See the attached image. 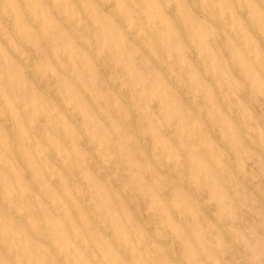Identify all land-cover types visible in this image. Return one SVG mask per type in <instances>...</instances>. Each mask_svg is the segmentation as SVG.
<instances>
[{"label": "rangeland", "instance_id": "obj_1", "mask_svg": "<svg viewBox=\"0 0 264 264\" xmlns=\"http://www.w3.org/2000/svg\"><path fill=\"white\" fill-rule=\"evenodd\" d=\"M0 105V264H264V0H0Z\"/></svg>", "mask_w": 264, "mask_h": 264}, {"label": "bare ground", "instance_id": "obj_2", "mask_svg": "<svg viewBox=\"0 0 264 264\" xmlns=\"http://www.w3.org/2000/svg\"><path fill=\"white\" fill-rule=\"evenodd\" d=\"M139 1V0H138ZM164 1V0H163ZM102 2H105V1H102ZM111 3V2H110ZM260 3V2H259ZM69 4V3H68ZM115 4V3H114ZM2 5V4H1ZM52 5V4H51ZM110 5V4H109ZM132 5V4H131ZM177 5V4H176ZM23 6V5H22ZM72 6V5H71ZM112 6V5H111ZM9 7V6H8ZM104 8H105V6H103ZM108 8V7H107ZM111 8V7H110ZM196 8V7H195ZM172 9H174V8H172ZM83 10V9H82ZM81 10V11H82ZM12 11V10H11ZM94 11V10H93ZM170 11H172L171 9H170ZM216 12V11H215ZM245 12V11H244ZM27 13H28V11H27ZM118 13V12H117ZM14 14V13H13ZM84 14V13H83ZM115 14V13H114ZM85 15H87V14H85ZM200 15H202V14H200ZM7 16V15H6ZM12 16V15H11ZM31 16V15H30ZM116 16V15H115ZM5 17V16H4ZM3 17V18H4ZM29 17V16H28ZM142 17V16H141ZM144 17V16H143ZM175 17V16H174ZM10 18V17H9ZM30 18V17H29ZM34 18V17H33ZM118 18V17H117ZM146 18V17H145ZM176 18V17H175ZM177 18H178V16H177ZM207 18V17H206ZM8 19V18H7ZM12 19V18H11ZM143 19V18H142ZM210 19V18H209ZM10 20V19H9ZM178 20V19H177ZM145 21V20H144ZM180 21V20H179ZM12 22H14V21H12ZM65 22V21H64ZM147 22V21H146ZM145 22V23H146ZM10 25H12L11 23H9ZM38 24L40 25V23L38 22ZM138 24V23H137ZM9 26V25H8ZM14 26V25H13ZM36 26H38V25H36ZM41 26V25H40ZM124 26V25H123ZM69 27V26H68ZM154 27V26H153ZM147 28V27H146ZM68 29V28H67ZM71 29V28H70ZM87 29H90V28H87ZM138 30V29H137ZM150 30V29H149ZM154 30V29H153ZM16 32H18V31H16ZM44 32V31H43ZM73 32V31H72ZM132 32V31H131ZM150 32V31H149ZM152 32V31H151ZM13 33V32H12ZM127 33H129V34H131L130 32H127ZM135 33V32H134ZM222 33V32H221ZM75 34V33H74ZM91 34V33H90ZM151 34V33H150ZM231 34V33H230ZM16 35V34H15ZM133 35V34H132ZM131 35V36H132ZM151 35H153V34H151ZM137 36V35H136ZM141 36V35H140ZM143 36V35H142ZM141 36V37H142ZM16 37H17V35H16ZM146 37V36H145ZM93 39V38H92ZM219 39H221V38H219ZM20 40V39H19ZM78 40H79V38H78ZM95 40V39H94ZM140 40H142V39H140ZM218 40V39H217ZM262 40V39H261ZM160 41V40H159ZM187 41V40H186ZM7 43V42H6ZM158 43V42H157ZM141 44V43H140ZM86 45H87V43H86ZM86 48H87V46H85ZM162 47V46H161ZM242 47V46H241ZM16 50V49H15ZM90 50H92V49H90ZM195 52V51H194ZM21 54V53H20ZM107 54V53H106ZM149 54V53H148ZM163 55V54H162ZM105 56V55H104ZM163 57V56H162ZM193 57V56H192ZM28 58H30V57H28ZM28 58H26L27 59V61H28ZM77 58V57H76ZM153 58V57H152ZM63 59H64V57H63ZM97 59V58H96ZM101 59V58H100ZM252 59V58H251ZM29 60H31V59H29ZM26 61V60H25ZM34 62V61H33ZM79 62V61H78ZM255 62V61H254ZM27 64V63H26ZM98 64H100V63H98ZM28 65H30V64H28ZM100 66V65H99ZM29 67V66H28ZM67 67V66H66ZM69 68V67H68ZM102 68V67H101ZM167 69V68H166ZM201 69V68H200ZM6 70V69H5ZM105 70V69H104ZM166 71V70H165ZM204 72V71H203ZM4 73V72H3ZM72 73V72H71ZM70 73V74H71ZM37 74V73H36ZM39 74V73H38ZM69 74V73H68ZM211 74H212V72H211ZM206 75V74H205ZM74 76V75H73ZM7 78H8V76H6ZM40 77V76H39ZM210 77V76H209ZM39 79V78H38ZM173 80H175V79H173ZM172 80V81H173ZM50 81V80H49ZM52 81V80H51ZM36 82V81H35ZM7 83H8V81H7ZM42 83V82H41ZM121 83V82H120ZM114 85V84H113ZM118 85H119V83H118ZM117 84H116V86H118ZM116 86H115V88H116ZM44 87V86H43ZM121 87V86H120ZM180 87H182V86H180ZM9 88V87H8ZM114 88V89H115ZM179 88V87H178ZM183 88V87H182ZM81 89V88H80ZM83 90V89H82ZM121 90V89H120ZM250 90V89H249ZM45 92V91H44ZM50 92V91H49ZM64 92V91H63ZM122 92V91H121ZM250 92V91H249ZM12 93V92H11ZM247 93V92H246ZM51 94V93H50ZM220 95V94H219ZM87 96V95H86ZM123 96V95H122ZM55 97V96H54ZM48 98V97H47ZM189 98H191V97H189ZM52 100V99H51ZM190 100V99H189ZM16 101V100H15ZM188 101V100H187ZM192 101V100H191ZM92 102V101H91ZM2 103V102H1ZM106 103V102H105ZM108 103V102H107ZM126 103V102H125ZM190 103V102H189ZM192 103V102H191ZM52 104V103H51ZM116 104V103H115ZM251 104V103H250ZM19 105H21L20 103H19ZM127 105V104H126ZM199 105V104H198ZM1 106V105H0ZM22 106V105H21ZM196 106V105H195ZM158 107V106H157ZM9 108V107H8ZM20 108V107H19ZM199 108V107H198ZM233 108V107H232ZM1 109V108H0ZM98 109V108H97ZM195 109V108H194ZM72 110V109H71ZM121 110V109H120ZM135 110V109H134ZM24 111V110H23ZM123 111V110H122ZM198 111V110H197ZM205 111H206V109H205ZM133 112V111H132ZM6 113V112H5ZM59 113V112H58ZM202 113V112H201ZM205 113V112H204ZM235 113V112H234ZM75 114V113H74ZM73 114V115H74ZM77 115V114H76ZM200 115V114H199ZM103 116V115H102ZM231 116V115H230ZM234 116V115H233ZM3 117V116H2ZM232 117V116H231ZM204 118H206V116L204 117ZM208 118V117H207ZM7 119V118H6ZM62 119V118H61ZM106 119V118H105ZM4 120V119H3ZM128 120V119H127ZM206 120H209V118L208 119H206ZM6 121H8V119L6 120ZM5 121V122H6ZM30 121V120H29ZM56 121V120H55ZM108 120H106V122H107ZM132 121V123H133V120H131ZM9 122H13V121H9ZM130 122V121H129ZM6 123H8V122H6ZM58 123H59V120H58ZM125 123V122H124ZM11 124V123H10ZM60 124H62V123H60ZM108 124V123H107ZM16 125H17V123H16ZM174 125V124H173ZM209 126V125H208ZM241 126V125H240ZM4 127V126H3ZM3 127H1V128H3ZM8 127V126H7ZM30 127V126H29ZM19 128V127H18ZM33 128V127H32ZM40 128V127H39ZM63 128V127H62ZM133 128V127H132ZM212 128H214V127H212ZM202 129V128H201ZM216 128H214V130H215ZM0 130H2V129H0ZM57 130V129H56ZM60 130H62V129H60ZM60 130H57V131H60ZM112 130V129H111ZM205 130V129H204ZM167 131V130H166ZM174 131V130H173ZM212 131V130H211ZM13 132V131H12ZM202 132H204L203 130H202ZM243 132V131H242ZM26 133H28V132H26ZM257 133V132H256ZM139 134V133H138ZM218 134V133H217ZM38 135H39V133H38ZM175 135V134H174ZM214 135V134H213ZM9 136V135H8ZM17 136V135H16ZM32 136V135H31ZM3 137V136H2ZM44 137V136H43ZM66 137V136H65ZM171 137H173V136H171ZM254 137V136H253ZM15 138V137H14ZM255 138H256V136H255ZM10 139V138H9ZM12 139V138H11ZM83 139V138H82ZM136 139V138H135ZM4 140V139H3ZM44 140H46V139H44ZM65 140H67V138L65 139ZM116 140V139H115ZM114 140V141H115ZM192 140V139H191ZM190 140V141H191ZM68 141V140H67ZM66 141V142H67ZM113 141V140H112ZM142 141V140H141ZM143 141H144V138H143ZM142 141V142H143ZM147 141V140H146ZM148 141H150V140H148ZM197 141V140H196ZM195 141V142H196ZM12 142V141H11ZM86 142V141H85ZM118 142V141H117ZM175 142H176V140H175ZM195 142L193 143V144H195ZM221 142V141H220ZM9 143H10V141H9ZM27 143V142H26ZM81 143V142H80ZM146 143V142H145ZM147 144H148V142H147ZM150 144V143H149ZM196 144H197V142H196ZM221 144H222V142H221ZM13 145H15V144H13ZM21 145V144H20ZM33 145H34V143H33ZM11 146V145H10ZM16 146V145H15ZM35 146V145H34ZM33 146V147H34ZM149 146V145H148ZM204 146V145H203ZM203 146H201L202 148H203ZM17 147V146H16ZM15 147V148H16ZM36 147V146H35ZM201 147H200V149H201ZM225 147V146H224ZM51 148V147H50ZM118 149V148H117ZM66 150V149H65ZM203 150H204V148H203ZM17 151V150H16ZM73 151V150H72ZM71 151V152H72ZM148 151V150H147ZM157 151V150H156ZM49 152V151H48ZM51 153H52V151H50ZM230 152V151H229ZM22 153V152H21ZM205 153H206V151H205ZM49 154V153H48ZM53 154V153H52ZM151 154V153H150ZM156 154V153H155ZM206 155H207V153H206ZM156 156V155H155ZM209 156V155H208ZM18 157V156H17ZM232 158V157H231ZM231 158H229L230 160H232ZM224 159V158H223ZM113 160V159H112ZM225 160H227V159H225ZM76 161V160H75ZM101 161V160H100ZM56 162V161H55ZM111 163V162H110ZM189 163V162H188ZM188 163H186V165L188 164ZM42 164H44V163H42ZM59 165V164H58ZM162 165H164V164H162ZM186 165H185V167H186ZM214 165V164H213ZM95 166V165H94ZM106 166V165H105ZM63 167V166H62ZM159 167V166H158ZM183 167V166H182ZM187 167L189 168V165H187ZM26 168V167H25ZM77 168V167H76ZM107 168H108V166H107ZM8 169V168H7ZM161 170V169H160ZM169 170V169H168ZM182 170H183V168H182ZM20 171V170H19ZM164 171V170H163ZM170 171V170H169ZM184 171V170H183ZM1 172V171H0ZM237 172V171H236ZM113 173V172H112ZM165 173V172H164ZM9 174V173H8ZM52 174V173H51ZM154 174V173H153ZM169 174V173H168ZM179 174H180V172H179ZM139 175V174H138ZM79 176V175H78ZM185 176V175H184ZM58 177V176H57ZM141 177V176H140ZM172 177V176H171ZM174 177V176H173ZM186 177H188V176H186ZM241 177V176H240ZM242 177H244V176H242ZM250 177V176H249ZM83 179V178H82ZM187 179V178H186ZM240 179V178H239ZM247 179V178H246ZM30 180V179H29ZM57 180V179H56ZM84 180V179H83ZM242 180V179H241ZM52 181V180H51ZM56 182V181H55ZM170 182V181H169ZM32 183V182H31ZM116 183V182H115ZM109 184V183H108ZM124 185V184H123ZM166 185V184H165ZM80 188V187H79ZM124 188H125V186H124ZM61 190V189H60ZM128 191V190H127ZM165 191V190H164ZM87 192V191H86ZM168 193V192H167ZM195 193V192H194ZM125 194V193H124ZM200 196V195H199ZM32 197V196H31ZM66 198V197H65ZM67 199V198H66ZM84 199V198H83ZM88 199V198H87ZM91 199V198H90ZM30 200V199H29ZM82 200V199H81ZM17 201V200H16ZM33 201V200H32ZM68 201V200H67ZM70 201V200H69ZM83 202V201H82ZM87 202V201H86ZM89 202V201H88ZM171 202V201H170ZM169 202V203H170ZM70 204H71V202H69ZM84 203V202H83ZM134 203V202H133ZM172 203V202H171ZM87 204V203H86ZM4 205V204H3ZM5 206V205H4ZM72 206V205H71ZM137 207V206H136ZM8 208V207H7ZM205 208V207H204ZM207 208V207H206ZM210 208V207H209ZM61 210H63V209H61ZM10 211V210H9ZM12 211H14V210H12ZM38 211V210H37ZM36 211V212H37ZM15 213V212H14ZM62 213H63V211H62ZM76 213V212H75ZM92 213V212H91ZM25 214V213H24ZM64 214V213H63ZM93 214V213H92ZM15 215V214H14ZM20 215V214H19ZM60 215H62V214H60ZM94 215V214H93ZM17 216V215H16ZM24 216V215H23ZM26 216V215H25ZM67 216V215H66ZM95 216V215H94ZM140 216H142V215H140ZM21 217V216H20ZM41 217V216H40ZM62 217V216H61ZM217 217V216H216ZM19 219V218H18ZM66 219V218H65ZM64 219V220H65ZM95 219V218H94ZM95 220H97V219H95ZM149 220V219H148ZM159 220H161L160 218H159ZM143 221V220H142ZM45 223V222H44ZM68 223V222H67ZM98 223V222H97ZM127 225V224H126ZM43 226V225H42ZM161 226V225H160ZM163 226V225H162ZM41 228V227H40ZM109 228H111V227H109ZM42 229H43V227H42ZM39 230V229H38ZM41 230V229H40ZM112 231V230H111ZM41 232V231H40ZM42 232H44V231H42ZM47 232V231H46ZM46 232H45V234H46ZM109 232H110V230H109ZM108 232V233H109ZM107 233V232H106ZM113 233V232H112ZM150 233V232H149ZM38 234H39V231H38ZM42 234V233H41ZM44 234V233H43ZM47 235H48V233H47ZM46 235V236H47ZM37 237H38V235H36ZM48 237V236H47ZM113 237V236H112ZM155 238H157V236L155 237ZM48 240H49V238H47ZM171 239V238H170ZM164 240V239H163ZM169 240V239H168ZM50 241V240H49ZM166 241V240H165ZM172 241V240H171ZM78 243H80V240H79V242ZM167 243V242H166ZM165 244V243H164ZM117 245V244H116ZM122 245V244H121ZM123 246V245H122ZM52 247V246H51ZM173 247V246H172ZM172 247H171V249H172ZM85 248V247H84ZM122 248V247H121ZM235 248V247H234ZM53 249V248H52ZM51 249V250H52ZM55 249V248H54ZM53 249V250H54ZM217 249V248H216ZM7 250H8V248H7ZM130 250V249H129ZM123 251V250H122ZM121 251V252H122ZM125 251V250H124ZM174 251V250H173ZM218 251V250H217ZM27 253V252H26ZM226 253H228V252H226ZM232 253H233V251H232ZM238 253V252H237ZM8 254V253H7ZM7 254H6V256H7ZM126 254V253H125ZM10 255V254H9ZM12 255V254H11ZM58 255V254H57ZM176 255V254H175ZM50 256H51V254H50ZM59 256V255H58ZM174 256V255H173ZM229 256V255H228ZM12 257V256H11ZM63 257V256H62ZM14 258H15V256H14ZM99 258V257H98ZM177 259V258H176ZM13 261H14V259H13ZM100 261V260H99ZM98 260H97V263L99 262ZM245 261V260H244ZM58 262V261H57ZM157 262H159V261H157ZM65 263V262H64ZM105 263V262H104ZM153 263H154V260H153ZM16 264V263H15ZM60 264V263H59ZM66 264V263H65ZM103 264V263H102ZM180 264V263H179Z\"/></svg>", "mask_w": 264, "mask_h": 264}]
</instances>
